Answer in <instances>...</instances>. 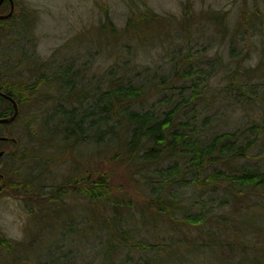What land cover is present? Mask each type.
Wrapping results in <instances>:
<instances>
[{"label":"trees","instance_id":"trees-1","mask_svg":"<svg viewBox=\"0 0 264 264\" xmlns=\"http://www.w3.org/2000/svg\"><path fill=\"white\" fill-rule=\"evenodd\" d=\"M14 2L17 5V0ZM2 4L0 14H7L8 3ZM189 10L185 7V13L176 18L131 8L135 18L130 16L122 29L105 15L96 30L104 39L102 43L117 44L124 38L142 44L164 43L165 68L141 67L131 77L132 69L123 65L119 73L116 64L95 78V83L93 78L91 82L84 80L73 63L59 67L60 72L52 76L48 67L56 64L53 61L31 59L22 64L18 53L26 57L28 50L17 44L30 37L33 18L24 34L20 33V18L25 14L16 12L0 21V92L18 107L14 121L0 125V137L7 139L0 144V195H14L24 202L32 230L24 241H17L0 229V264H36L32 259L38 255L33 250L41 234L36 235L38 241L30 237L39 231L33 229L32 219L38 208L50 210L58 218V210L69 207L63 204L67 198L83 200L91 208L103 206L97 217L92 216L93 210L88 212L85 237L101 235L95 258H103L106 264L119 257L129 259L124 264H162L163 253L170 261L189 262L192 256L216 249L230 263L238 264L240 254L246 264H264V166L248 163L254 155L264 156V90L250 88L248 79L264 60L260 59L256 68L238 64L227 70L221 94L231 102L254 105L260 112L258 120L208 136L204 128H216L219 117L212 113L218 103L208 89L209 72L204 74L201 55L191 49L189 37L183 46H177L181 38L176 28L184 31L192 25ZM209 13L210 26L221 32L228 13ZM147 16L152 17L150 23L135 26L137 18ZM239 17L237 25L242 27L247 15L241 12ZM150 24L162 25L164 30L146 35L141 28ZM13 60L18 63L13 71L2 72V66ZM47 88L58 91L60 100L49 109L43 107L52 100L43 93ZM158 96L161 98L156 99ZM151 99L156 100L150 103ZM48 110H53L51 116ZM13 112L12 103L0 96V119L11 117ZM130 191L139 195L140 199L134 198L136 202L141 200L135 207L133 196H126ZM189 191L190 196H185ZM220 193V213L204 211L203 206L189 212L197 203L216 201L213 195ZM194 195L198 202H191ZM226 207L230 208L227 213L223 212ZM123 213L127 217L123 218ZM129 216H133L131 222ZM136 216L145 227L135 226ZM67 226L71 237L79 230L75 224ZM127 226L157 235L171 231L179 234L164 243H150L133 235ZM190 229L197 232L195 238L187 237ZM50 246L42 247L50 254ZM182 246L185 252L179 254ZM227 250L230 256L224 253ZM135 254L140 255L141 262L131 260ZM51 256L39 264H72L62 256Z\"/></svg>","mask_w":264,"mask_h":264},{"label":"rangeland","instance_id":"rangeland-1","mask_svg":"<svg viewBox=\"0 0 264 264\" xmlns=\"http://www.w3.org/2000/svg\"><path fill=\"white\" fill-rule=\"evenodd\" d=\"M187 6L194 19L188 30L183 31L180 27L176 28L181 38V43H177V46H183L188 37L190 38L188 41L192 45H196H191V49L201 55L203 72L204 74L209 72L208 89L215 94L216 103H218L217 108L212 107V113L219 116L218 121L214 123L216 128L212 130L209 125V127L204 128V132L210 136V132L230 131L246 121L258 120L257 116L260 112L254 105L231 102L229 99L224 98V94H221L227 83V70L235 69L238 64H241L242 67L256 68L259 60H264V0H17L13 14L16 12H20L22 15L25 14L20 18L23 25L22 29L20 28V33L24 34L23 30L27 22L33 18L30 37L17 44L20 48L28 50L26 51V57L18 53V59L22 64L29 62L31 59H36L39 62H55L56 64L48 67L49 76L60 72L59 67L73 63L74 68L77 71L80 70L81 77L84 80L87 78L89 82L93 78V83L96 81L95 78L103 76L108 68L110 69L116 64L119 73L123 65L129 70L132 69L130 72L131 77L141 67L151 70L160 67L157 69L160 70L163 65L165 68L164 60H166V57L164 51L166 45L164 43L142 44L134 39L127 40L124 38L120 39L117 44H113V42L111 44V41H103L104 43L108 42V44H104L101 41L102 38L100 39L99 35H96V30L104 22L105 15L117 29H122L130 16L135 18L131 14V8L135 12L148 10L156 16L180 18L185 13V7L187 8ZM210 11L228 13L227 24L221 32L210 26ZM241 12H245L248 17L245 19L247 23L242 27L237 25ZM151 19L150 16L137 18L135 26L141 27L142 24L150 23ZM141 29H144L143 32L146 35H152L160 33L164 30V27L150 24L147 27L143 25ZM11 39L8 40L9 43H15ZM55 53L56 55L53 56ZM15 64L18 65L14 60L5 63L2 66V72L13 71ZM248 79L251 82L250 88L254 87L258 92L263 91L264 64L256 71L252 70ZM58 82L60 81L54 83ZM42 90L43 93H48L47 95L52 98L49 102L44 103L43 107L48 106L46 109H49V105L60 101L57 99L58 91L53 88ZM160 98L161 96H158L156 99ZM156 99H151L150 103L155 102ZM206 108L210 111L209 105H206ZM47 113L51 116L53 110H48ZM253 162L264 166V156L257 157L254 155L248 163ZM64 169V167H61V171H64ZM190 194L191 191L187 192L185 196L189 197ZM221 195V193L213 195L216 201L210 204L204 201L202 204L197 203L193 207L190 206L189 212L194 213L203 206L204 211L210 209L214 213H220L222 209L217 208V202L221 199ZM126 196H133V201H135L134 198L139 197L131 191L126 192ZM198 199L197 195H194L191 197V202H198ZM82 201L78 198L64 200L63 204L69 205V207L59 209L58 218L50 210L43 212L38 208L39 212L33 217L32 222L33 229L39 231L32 232L30 237L35 239L36 235L41 234V239L40 243L36 244V249L33 250L38 257L35 258L32 254V257L34 256L32 262L36 264L47 262L52 253L51 258L62 256L72 264H86L90 261V264H106L103 258H95L96 248L102 241L101 235L91 233L85 237L88 212L93 210L91 212L92 216L97 217L103 206L96 204L91 208ZM140 201H135L133 203L134 207ZM229 209V207H226L223 212L227 213ZM102 213H105V211L103 210ZM125 217H127V214L123 213V218ZM132 218L133 216L128 217L130 222ZM146 219L151 220L149 217H146ZM69 221L75 224L76 229H79L72 237L67 229V225L70 224ZM29 222L25 204L20 198L14 195H0V229L7 238L24 241L28 230L32 231L28 227ZM61 222H64V225H61ZM44 223L45 226H43ZM147 224L149 222H144V225ZM157 225H161L159 221ZM92 226L95 227L96 223ZM135 226L145 227L141 217L136 216ZM127 227L133 235L135 234L140 239L150 243H164L170 240V236L177 237L179 234L177 231H171L170 234H168L169 232H161L157 235L154 231L149 232L132 226ZM190 230V233L186 232L187 237L189 239L195 238L197 232ZM35 241H38V237ZM239 241L242 240L239 239ZM49 245H51L49 247L51 248L50 254L47 252L49 249L42 247ZM185 249L182 246L177 251L181 254L185 252ZM177 251L175 252L177 253ZM216 252L219 255L215 254ZM224 253L230 256L228 250ZM139 256V254H135L131 256V260L141 262ZM227 258L222 255L221 251L216 249V251L206 252L203 256H192L189 262L182 259L170 261V258L163 253L160 262L162 264H237L230 263ZM237 258L238 264H246L244 257L240 254L237 255ZM97 259H99V263H96ZM128 260L125 257H119L118 259H111L107 264H124Z\"/></svg>","mask_w":264,"mask_h":264},{"label":"water","instance_id":"water-1","mask_svg":"<svg viewBox=\"0 0 264 264\" xmlns=\"http://www.w3.org/2000/svg\"><path fill=\"white\" fill-rule=\"evenodd\" d=\"M4 0H0V6L1 4L3 3ZM10 2V4L13 6L12 4V0H8ZM12 12H13V7L11 8L9 14L7 15H1L0 16V21H3V20H6L8 18H10V16L12 15ZM0 95L2 97H4L5 99L9 100L12 104H13V109H14V113L13 115L10 117V118H7V119H0V124H8V123H11L12 121H14V119L16 118L17 114H18V108H17V105L16 103L14 102L13 99H11L10 97L0 93ZM2 140H5V138H2ZM3 155L2 152H0V157Z\"/></svg>","mask_w":264,"mask_h":264},{"label":"flooded vegetation","instance_id":"flooded-vegetation-1","mask_svg":"<svg viewBox=\"0 0 264 264\" xmlns=\"http://www.w3.org/2000/svg\"><path fill=\"white\" fill-rule=\"evenodd\" d=\"M7 3H8V7H9V11L11 10V8L13 7V12H14V9H15V2H14V0H12V4H13V6L10 4V2L8 1V0H5ZM3 5V4H2ZM1 5V6H2ZM0 6V7H1ZM1 15V14H0ZM3 15H5V14H3ZM1 96V95H0ZM1 125V124H0ZM5 142H7V139L5 138V140H2V137H0V144L1 143H5Z\"/></svg>","mask_w":264,"mask_h":264}]
</instances>
